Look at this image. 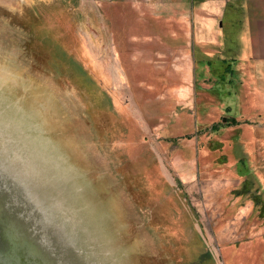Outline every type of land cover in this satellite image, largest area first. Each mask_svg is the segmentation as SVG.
I'll list each match as a JSON object with an SVG mask.
<instances>
[{
	"label": "rangeland",
	"instance_id": "obj_1",
	"mask_svg": "<svg viewBox=\"0 0 264 264\" xmlns=\"http://www.w3.org/2000/svg\"><path fill=\"white\" fill-rule=\"evenodd\" d=\"M226 1L0 0V157L86 264H264V114L238 119Z\"/></svg>",
	"mask_w": 264,
	"mask_h": 264
},
{
	"label": "water",
	"instance_id": "obj_2",
	"mask_svg": "<svg viewBox=\"0 0 264 264\" xmlns=\"http://www.w3.org/2000/svg\"><path fill=\"white\" fill-rule=\"evenodd\" d=\"M13 163L0 157V264H86L73 251L67 223L57 222L60 204L54 201L47 213L38 199V183L20 171L14 174Z\"/></svg>",
	"mask_w": 264,
	"mask_h": 264
},
{
	"label": "crops",
	"instance_id": "obj_3",
	"mask_svg": "<svg viewBox=\"0 0 264 264\" xmlns=\"http://www.w3.org/2000/svg\"><path fill=\"white\" fill-rule=\"evenodd\" d=\"M240 9L234 8L237 4L233 3L234 10H241L242 15L236 19L235 24L240 28L241 52L232 67H236L237 72L242 73L245 81L246 91L239 98H251L246 104L251 105V110L246 113L239 121L246 119H258L260 114H264V0H238ZM228 2H233L227 0ZM238 2V3H239ZM229 6V5H228ZM237 21H239L237 23ZM187 40V38H185ZM189 40H187L188 43ZM223 73L225 71L223 70ZM251 127V124H249ZM264 123H260L257 131L264 135ZM250 128H248L249 130ZM254 129V126H253ZM262 129V130H261ZM256 131V132H257ZM251 132V131H250Z\"/></svg>",
	"mask_w": 264,
	"mask_h": 264
},
{
	"label": "trees",
	"instance_id": "obj_4",
	"mask_svg": "<svg viewBox=\"0 0 264 264\" xmlns=\"http://www.w3.org/2000/svg\"><path fill=\"white\" fill-rule=\"evenodd\" d=\"M44 27H45V31L43 32L42 31V35H43V37H45L46 39H49V38H53L52 40H54L56 37L55 36H57L58 35V40H57V42H56V44H58L57 46H56V50H54V52H53V54H57L59 57H61V59L63 58L65 61H67L69 64H74L76 67L78 66V62H76L75 60V58H71L70 56H68L66 53H64L65 51V42L63 43V39H62V37H63V34H60V32L59 33H56L57 35H55V33L53 32V30H50V28H47V26L46 25H44ZM62 52V53H61Z\"/></svg>",
	"mask_w": 264,
	"mask_h": 264
}]
</instances>
